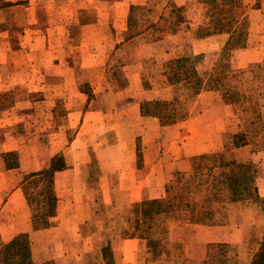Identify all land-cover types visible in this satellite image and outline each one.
I'll return each mask as SVG.
<instances>
[{
  "label": "crops",
  "instance_id": "crops-1",
  "mask_svg": "<svg viewBox=\"0 0 264 264\" xmlns=\"http://www.w3.org/2000/svg\"><path fill=\"white\" fill-rule=\"evenodd\" d=\"M1 1L3 2L0 7L1 13H8V18L15 20L20 11L23 20L15 21L9 26L3 24L7 23L6 18L0 20V92L10 91L16 86L18 77L16 70L21 64L25 65L24 69H29L30 72L24 73V85L29 87L27 90L29 93L31 91V94L26 92L25 97H33V91L39 90L37 95L39 99L34 104L41 113L40 124L43 125L44 113L48 115L55 112L57 119L53 127L62 132L68 127L65 122H71V116L81 112V109L75 106L73 97L79 99V96L83 95L85 100L91 98L88 101L89 106L94 97H105L104 90L108 86L95 90L91 83L82 86L84 84L79 79L64 93L63 87L61 90L59 87L69 80L75 81V76L79 78V72L73 69V57L68 59L63 57L62 49L69 34L79 28L95 34L102 32L109 40L116 38L107 48L104 64H108V57L121 48L130 49L129 60L120 72L103 75L105 80L119 82L113 88L118 90L116 95L119 101L125 103L117 110L120 118L123 122L127 121L131 124L133 130H141L133 132L131 136H117L112 142L113 147L118 145L120 149L122 172H126L127 176L135 174L147 178L157 166L156 161L169 162L171 168L165 170L167 171L165 173H168V170L182 169L180 163L184 162V158L218 156L223 155L225 151L230 154L235 164H241L240 166L248 164L253 168L247 175L254 179L253 197L232 198L226 203L216 201L209 207L201 200L194 204L196 208L193 216L189 217L174 218L168 215V218L164 219L165 212L155 214L148 223L151 226L149 229L151 232L148 233L137 231L135 234L131 232L125 234V229H134V225L142 221V213L127 221L122 236H105L96 231L71 232L72 236L67 240L64 239L66 245L56 248L55 260L52 262L54 264H252L261 243H264V147H257L258 144L249 138L229 149L225 147V133L233 134L240 131V124H243L244 118L242 117L241 120L239 115L244 116L247 111L240 113L237 103L223 98L224 93L219 86L205 87V83L211 79V75L206 72L217 66L219 51L222 48L229 49L228 63L233 69L248 72L252 67L264 62V0H234L240 6L238 14L225 9H210L222 0H54L55 10L45 12V19L49 23L45 20L41 24H39L40 17L43 16L34 0H25L28 2L24 5L20 3L22 0ZM64 2L67 4L65 5ZM100 6L103 9H99ZM51 15L55 16L54 21ZM100 18L103 24L99 23ZM209 18L212 19L210 22ZM243 19L246 30H240L237 26V23ZM17 24L23 26L18 35V39H23V42L20 40L18 42L20 47L15 46L12 33V25ZM53 24L55 26H52ZM126 31L131 32L133 36L121 37ZM243 34L245 37L241 39ZM118 35L121 38H118ZM181 48L188 49L190 54L198 56L199 61L195 64L194 71H188V68L179 62L180 66H185L183 69L186 75L183 78H176L173 82L171 78L174 71L165 72L166 67L165 69L162 67L167 60L164 57ZM17 55H22V58ZM172 65L174 70L176 64ZM147 66L162 68L161 76L167 87H175L182 82L197 79L203 82L201 89L194 93L193 101L189 102L183 117L176 119V110L173 109L170 113L169 109H164L169 106V100L161 99L157 94L147 96L149 90L155 89L152 82L155 77L149 76ZM180 66H178L180 69H177L179 71L182 70ZM153 73L160 77L157 72ZM203 74L208 75L202 78ZM212 77L211 81L219 79L216 76ZM35 83L39 88L32 90L31 86ZM65 98L71 101V108L64 106ZM260 102L261 109L256 112L258 114L256 118L264 121V97ZM97 110L90 108L86 112ZM58 120L61 123L58 124ZM144 121L149 122L151 127L159 131V136L148 139L145 149L138 139L146 132H143L147 125ZM1 122L0 127H5V123ZM12 137L7 135L5 138H0V244L8 243L18 234L26 233L33 255L34 241L37 244L41 241V236L65 227L67 222L64 218L65 208L73 210L71 226L89 224L90 216L89 218L76 216L77 208H89V205H92L94 199L90 198V192L105 193L110 189H97L93 183L90 170L96 158L90 156L88 151L87 157L83 160L85 163L80 165V158L75 157L78 163L71 159L65 150L66 147H61L48 156L41 149L38 157L34 153L26 152L27 146L24 145L23 157L24 159L26 157L27 162L15 160L10 162L9 157L18 149L16 146H8ZM257 141L264 144V138ZM50 142L48 141L47 144ZM113 157L115 156L112 153L111 156L105 157L104 161L113 160ZM58 158H62L60 161L63 166L53 171L52 175L56 198L54 213L48 218V224L40 227L37 224L41 219L35 222L32 201L25 190L24 183L28 181L25 173L48 169ZM28 160L42 162L40 161L41 165L38 167H31ZM99 169L102 174H107L102 165ZM145 169L147 172L144 173ZM240 175L243 177L246 174L243 171ZM68 186L70 193L79 189L84 191L86 187L88 195L83 198L81 205L75 204L72 197L64 201L63 192ZM116 191L130 194L129 206L141 209V203L144 201L141 197L144 191L143 185L132 183ZM133 194L139 195L132 199ZM251 199L258 200L260 206L251 204L246 207L250 225L244 227L241 223L239 210L231 215L228 213L225 217V209L236 208L241 202L247 204ZM179 206L193 208L192 202L187 200L178 205L170 201L167 204L168 209ZM208 212L210 218L207 217ZM169 213L171 214V211ZM254 213L255 217L252 216ZM58 218L60 222L52 226L50 220ZM258 219L261 220V224L257 223ZM158 224L167 225L168 231L153 232ZM173 225H175L174 229ZM109 240L111 248L108 247ZM252 241L255 242V246L250 253L241 250L242 242ZM219 245L231 246L235 251L231 256L230 254L224 256L222 252L217 251ZM107 255L110 256V262ZM246 255L247 260L241 262Z\"/></svg>",
  "mask_w": 264,
  "mask_h": 264
},
{
  "label": "rangeland",
  "instance_id": "rangeland-1",
  "mask_svg": "<svg viewBox=\"0 0 264 264\" xmlns=\"http://www.w3.org/2000/svg\"><path fill=\"white\" fill-rule=\"evenodd\" d=\"M26 2L28 1L22 0L20 3L24 5ZM34 3L39 6L43 16V18L40 17L41 21L39 24L43 23L45 20V22H47V19H45V12L47 10H55V1L34 0ZM64 3L65 5L67 4L66 2ZM2 5L3 2L0 0V7ZM100 7L101 8L99 9H103L102 6ZM210 9H225V11H233L235 14H238L240 6L234 0H222L218 2V5L211 6ZM4 18H6L7 23L3 24L7 26L15 21L20 22L23 20L20 17V11H18V15L15 20H10L8 18V13L5 14L0 12V20ZM51 19L54 21L55 16L51 15ZM70 19L71 18H68V20ZM211 20L212 19L209 18V22ZM99 23L103 24L102 18H100ZM18 24L12 25V33L15 39V46L20 47L18 42L19 40L20 42H23V39H18V35L23 26ZM237 24L240 30H246V23L244 19ZM52 26L55 25L53 24ZM64 36L66 37V30ZM122 36L132 37L133 34L126 31L121 35V37ZM121 37L118 35V38ZM243 37H245V34H243L240 38L242 39ZM115 39L116 38L113 37L109 40L102 32L95 34L92 32H86V29L81 28L75 29L69 34L68 38H66L62 49L63 57L65 59L73 57V69L79 72V78L78 76H75V81L69 80L64 82L59 86L60 90L62 87L63 93L65 90H70L71 85H74L77 82V79L84 84L82 86L87 84L89 85V83L93 84L95 90L104 89L106 86L108 87L104 90L105 97H94L91 106L88 105V101L91 98L85 100L83 95H80L79 99H76L77 97H73L75 106L81 109V112L73 114L71 116V122H65V124H68V127L62 130V132H59L58 128L53 127L55 119H57L55 112L54 114L48 113V115L44 113L43 116L45 119L43 120V125L39 123L41 113L38 110L39 108L36 109L37 105L34 104V102L39 99V96H37L39 95V90L33 91L34 93H32V95L34 98L32 96L28 98L25 97V93L28 92L27 90L29 87L24 85V73L30 72L29 69H24L25 65L21 64V66L16 70V73L18 74L16 86H14L10 91L0 92V122L2 121V124L5 123V127H0V138H5L7 135L13 136L11 142L8 143V146L18 147V149L9 157L10 162H14V160L16 162H27L26 157L25 159L23 157L24 145L27 146V148H25L26 152L34 153L38 157L41 149L44 150L45 154L48 156L61 147H66L65 150L69 153L71 159L78 163L75 157L78 156L80 158V165L85 163L83 160L87 157V154L90 153V156L96 158L95 163L92 165L93 168L90 170L93 183L97 189H110V191L105 193L90 192V198L94 199L92 205H89V208H77L76 216L80 218L84 216L89 218L90 216L89 224L79 226L72 224L73 226H71V211L73 210L65 208L64 218L67 220V222H65V227H63V229H59L57 232L47 233L45 236H41V241H38L37 244H35V241L33 242L34 252L32 258L36 263L54 261L56 248L66 245V243H64V239L67 240L71 237V232L96 231L97 233L105 236H122V230L126 226L127 221H130L131 218L137 216L141 211L140 209H136L134 206H129L131 205L130 194H125L116 190L120 187L130 186L132 183H137L138 186L143 185L144 191L141 193V197L145 201L155 200L158 201L160 205H162V202L163 204L165 203V210L162 208L163 211H165L164 219H167L168 215L169 217L174 218H177L178 216H193L196 208L194 204L201 200L207 207H209L213 206L216 201L226 203L231 201L232 198L244 199L251 196L253 197L252 190L254 186V179L247 176L248 172H251L253 168L248 164H244L242 166H240L241 164H235L231 160L230 154L226 151L223 155L218 156H196L192 158H184V162L180 163V168L182 169L168 170V173H165L167 172L165 170L171 168V164L167 161H156L157 166L154 167L155 169L152 171L153 173L147 178L145 176H136L135 174L132 176L129 175L131 177L130 178L127 176L128 174H126V172H122L120 170V149L118 145L113 147V140L117 136H131L133 132H140L141 130H133V126L127 123V121L123 122V119H121L120 115L117 113V110L125 104L122 101H119L116 95L118 90L113 88V86L115 84H119V82L113 80L110 82V80H105L103 77L104 73H115V71L120 72L123 65H125V63L129 60L130 49L126 47L111 54L108 57V64L103 63L107 57V48L109 44H111V42ZM17 57L22 58V55H17ZM229 57V49L222 48L219 51L217 66L213 67L211 71L206 72L211 75V79L213 78L212 76H216L219 79L217 81L215 79H213V81L208 79L209 81L205 83V87L219 86L221 90H223V98L226 101H228L229 98L232 100L234 99L240 113L247 111V113L245 112V115L243 114L244 116H242V114L239 115L241 116V120L242 117L244 118L243 124H240V129L237 128L240 131L233 134L229 132L225 133V147L229 149L235 145L243 143L246 138H249L258 144L257 147L263 148L264 144L258 143L257 140L264 138V121L256 118L258 115L256 112L258 109H261L259 107L261 105L260 99L264 97V62L252 67L248 70V72H246L245 70L231 68L228 63ZM164 58H167V60H165L167 64L165 63L166 65L164 64L162 67L163 69L166 67L165 72L174 71L171 78L172 80H176L178 77H185L186 74L183 69L185 66L188 68V71H194L195 64L199 61L198 56L190 54L189 50L184 48L173 51L170 55H166ZM179 62H182L185 66H180ZM173 63L176 64L174 70H172ZM104 66H106L105 70ZM178 66L182 67L181 71L177 70L180 69ZM161 69L162 68L160 66H147L149 76L155 77V80L152 81L155 89L153 91L149 90L147 92V96H155L157 94V97L169 100V106L164 109H169L168 112L170 113H172L174 109L177 111L176 117H183L186 113V108L189 102L193 101V95L196 88L193 84L194 81L189 82V84L188 82H182V84L176 85L175 87H167L165 80L162 79L161 75L163 72ZM153 72L160 74V77L153 75ZM74 75L76 74L74 73ZM207 75L203 74L202 78L207 77ZM202 84L203 82H201L199 90L201 89ZM38 88L39 86L36 83L31 86L32 90ZM229 91L235 92L234 96H232ZM228 93L230 95H227ZM29 94H31V91ZM64 103L65 107H72L71 101L66 98ZM90 108L98 110L90 113L86 112L87 109ZM100 109L105 110L101 112L99 111ZM59 114L60 113H58V115ZM163 114L166 115V113ZM59 123L61 122L58 120V124ZM144 123L147 125L143 129V132H146L142 133L138 139L140 144H142L141 146L145 149L148 139L159 136V131L151 127L149 122L144 121ZM51 139L52 142H50ZM48 141L50 142L49 144H47ZM112 153L115 156L113 157V160L104 161V158L111 156ZM40 161L41 160L31 162L28 160L29 166L38 167L41 165L42 161ZM101 165L103 166L104 172L107 174H102L100 172L101 170L99 167ZM242 169L246 174L243 177L240 175L243 172ZM145 172H147V169L144 170V173ZM33 174L34 173L30 172L25 173L28 181L24 183V186L27 196L31 198L32 201L33 214L37 216L40 213V206H43L46 203L45 201H42L43 196L41 192L43 190V185L47 184L48 177L45 175ZM69 190V186L64 189V201L69 197H72L73 202L77 205H81L83 198L88 195L86 187H84V191L79 189L75 190L74 193H70ZM138 195L139 194H133L132 199ZM186 200L192 202V209L183 207L180 208V206L177 208H167V202L169 201L172 202V204L178 205L182 204ZM251 204L260 206L258 200L251 199L247 201V204H245V202H241V204L236 208L228 207L224 210V215L226 217L228 213L231 215L233 212L239 210L241 223L244 224V227H247L250 224L247 220L248 212L245 209ZM148 206L149 207H147V209L152 208V205ZM147 209H145L146 214L148 212ZM184 209L188 212L184 213ZM170 211L171 214H168ZM252 216L255 217V213L252 214ZM207 217L210 218L209 212ZM141 220L142 221H138L137 225H134V229H125V234H130V232L135 234L137 231L140 233L151 232L149 230L151 226L148 223L151 222L152 218L143 216V218L141 217ZM50 222L52 226L57 225V223L60 222V218L52 219ZM257 223L261 224V220L258 219ZM166 226L167 225L158 224L153 232L165 233L168 231ZM66 227L69 229L67 230ZM172 228L174 229L175 225H173ZM260 228L261 225L259 226V229ZM176 229L178 230V228ZM46 237L47 240H45ZM57 243H59L58 246ZM108 243V247L111 248L110 240ZM262 244L263 243H261L259 249L261 247L263 248ZM241 245V250H245L247 253H250L253 246H255V242H242ZM217 248V251L222 252L224 256L227 254H230L231 256V253L235 251V248L231 246L226 247L225 245H219ZM213 250L216 249L213 248ZM107 259L110 262L109 255H107ZM245 260H247V255L244 259H241V262H245Z\"/></svg>",
  "mask_w": 264,
  "mask_h": 264
},
{
  "label": "trees",
  "instance_id": "trees-1",
  "mask_svg": "<svg viewBox=\"0 0 264 264\" xmlns=\"http://www.w3.org/2000/svg\"><path fill=\"white\" fill-rule=\"evenodd\" d=\"M187 82L189 83L193 81H187ZM193 84L196 87L195 88V93H196L200 88L201 81L199 79L194 80ZM229 93H231L232 96H234L235 92L229 91ZM229 93L227 95H230ZM228 101L235 102L234 99L232 100L230 98ZM175 118L177 119L178 117ZM60 159L62 158L56 159L57 163L56 160L52 162L51 166L48 169L34 173L35 175H45L48 177L47 184L43 185V190L41 192L43 196L42 201H45L46 203L43 206H40L39 208L40 213L37 216L33 214V216L35 217V222L41 219L40 222L37 224L40 227L47 225L48 218L52 216L54 213L56 198L53 191L52 175H53V171L60 169L63 166ZM148 205H152V208L147 209V207H149ZM162 208L164 210L166 208L165 203L163 204V202L162 205H160V203L155 200L152 201L144 200L141 203L140 213H142V215L145 217L152 218L155 214L165 212L163 211ZM145 209L148 210L147 214L145 212ZM262 246L263 248L261 247L257 252V254L255 255V257L253 258L252 264H264V243L262 244ZM0 264H54V263L52 261L36 263L32 258L31 243L28 239V236L26 233H22L15 236V238L12 239L10 242L5 244H0Z\"/></svg>",
  "mask_w": 264,
  "mask_h": 264
}]
</instances>
